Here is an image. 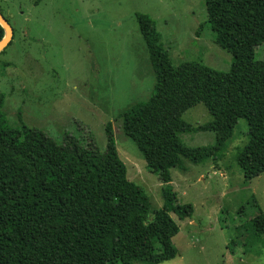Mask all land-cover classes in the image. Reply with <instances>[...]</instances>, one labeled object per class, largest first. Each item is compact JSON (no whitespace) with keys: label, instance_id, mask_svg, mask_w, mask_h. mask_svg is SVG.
I'll return each instance as SVG.
<instances>
[{"label":"trees","instance_id":"obj_1","mask_svg":"<svg viewBox=\"0 0 264 264\" xmlns=\"http://www.w3.org/2000/svg\"><path fill=\"white\" fill-rule=\"evenodd\" d=\"M204 2L216 44L233 57L229 72L200 62L175 66L154 21L139 17L156 84L148 101L131 106L121 118L124 133L163 183L161 209L152 212L147 193L128 179L111 123L104 152L92 136L83 144L66 135L59 151L48 154L33 147L31 128L9 123L0 99V264L175 259L179 251L173 239L180 227L172 214L191 218L194 206L179 203L171 170L182 169L184 159L222 160L240 119L248 124V142L237 162L248 181L264 173V68L255 66L256 49L264 46V0ZM5 34L0 25V42ZM201 104L212 120L199 126L184 121V114ZM208 131L216 135L213 146L190 147L182 140ZM255 205L253 240L264 235V212Z\"/></svg>","mask_w":264,"mask_h":264},{"label":"rangeland","instance_id":"obj_2","mask_svg":"<svg viewBox=\"0 0 264 264\" xmlns=\"http://www.w3.org/2000/svg\"><path fill=\"white\" fill-rule=\"evenodd\" d=\"M0 0L15 31L0 53L2 111L13 127L33 130V147L59 151L64 136L87 144L94 137L104 152L111 123L128 179L147 193L151 211L164 205L163 183L151 172L137 145L123 131L122 114L152 96L156 77L139 17L154 21L175 66L200 62L229 72L232 55L216 44L204 0ZM264 68V46L256 49ZM184 121L204 125V105ZM214 132L185 134L190 147L215 145ZM248 142L240 119L225 157L172 169L171 188L180 204H192L191 218L172 217L180 227L173 239L179 255L161 264H264V235L253 240L252 220L264 212V173L248 181L237 154ZM153 217L152 213L149 219ZM145 264V263H135Z\"/></svg>","mask_w":264,"mask_h":264},{"label":"water","instance_id":"obj_3","mask_svg":"<svg viewBox=\"0 0 264 264\" xmlns=\"http://www.w3.org/2000/svg\"><path fill=\"white\" fill-rule=\"evenodd\" d=\"M0 25L5 29V37L4 39L0 42V53L4 51L13 41L14 38V29L9 23V21L5 18L3 13L0 10Z\"/></svg>","mask_w":264,"mask_h":264},{"label":"flooded vegetation","instance_id":"obj_4","mask_svg":"<svg viewBox=\"0 0 264 264\" xmlns=\"http://www.w3.org/2000/svg\"><path fill=\"white\" fill-rule=\"evenodd\" d=\"M4 15V14H3Z\"/></svg>","mask_w":264,"mask_h":264}]
</instances>
